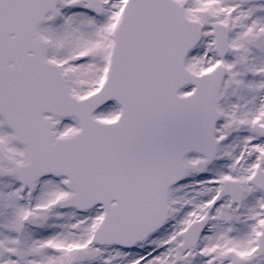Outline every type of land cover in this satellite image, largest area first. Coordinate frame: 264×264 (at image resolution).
I'll return each instance as SVG.
<instances>
[{"label": "snow or ice", "instance_id": "obj_1", "mask_svg": "<svg viewBox=\"0 0 264 264\" xmlns=\"http://www.w3.org/2000/svg\"><path fill=\"white\" fill-rule=\"evenodd\" d=\"M0 264H264V0H0Z\"/></svg>", "mask_w": 264, "mask_h": 264}]
</instances>
